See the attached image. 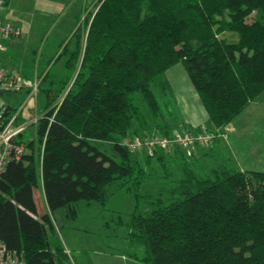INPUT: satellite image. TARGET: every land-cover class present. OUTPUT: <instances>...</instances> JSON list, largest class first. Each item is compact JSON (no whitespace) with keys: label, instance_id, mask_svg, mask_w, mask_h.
Returning <instances> with one entry per match:
<instances>
[{"label":"trees","instance_id":"obj_1","mask_svg":"<svg viewBox=\"0 0 264 264\" xmlns=\"http://www.w3.org/2000/svg\"><path fill=\"white\" fill-rule=\"evenodd\" d=\"M85 23L55 60L63 57L71 74L42 76L35 134L15 138L25 151L0 176V241L25 264H72L51 239L58 208L75 215L80 199L104 202V187L117 180L133 179L138 189L147 174L138 160L155 155L165 172V155L185 154L178 147L136 158L122 142L146 134L133 120L154 124V132L175 130L160 120L152 88H171L170 68L184 66L207 111L202 124L217 131L264 92V0H98ZM182 167L180 175L162 174L156 195L136 193L129 244L140 252L128 255L146 264H264V169L214 166L199 175Z\"/></svg>","mask_w":264,"mask_h":264},{"label":"rangeland","instance_id":"obj_2","mask_svg":"<svg viewBox=\"0 0 264 264\" xmlns=\"http://www.w3.org/2000/svg\"><path fill=\"white\" fill-rule=\"evenodd\" d=\"M97 2L98 0H11L3 11V17L9 19L13 24L21 25V28L19 27L21 33L17 36L19 39L12 48L21 59L26 57L25 62L22 63L27 68L28 74H23L22 71L20 73L34 79L35 77L41 78L48 70L50 71L48 80L52 77L64 78L67 73L71 74V71H68L64 66L63 57L55 61L56 57L71 39L79 24L85 33V19L95 11ZM74 41L73 37L70 43L73 44ZM34 50L36 51L34 59H37V62L30 57ZM66 57L64 56V59ZM51 58L53 59L51 60ZM152 88L162 107L160 120L169 123L173 129L180 128L183 109L179 99L176 98V93L171 88L166 89L167 91L161 89V86L156 85V82H153ZM41 96L42 94L38 90L36 102L34 99L27 100L30 110L35 108L38 113L41 112ZM138 97L136 103L145 110L141 96ZM26 98L27 93L23 89L18 92L0 90V103L3 100L5 103L20 107ZM244 115L250 125L254 121L253 113L247 110ZM259 121L263 122L264 119H259ZM152 125L155 128L154 124H148L145 127L139 125L136 120L132 122V128L142 129L146 134L154 132ZM259 129L264 131V126ZM35 130L33 123L29 124L26 137L28 139L33 137ZM224 137L223 139L228 141V135L226 134ZM226 140L218 141L211 149H201L205 153L196 154L193 153V148H188L185 149L183 155H165L163 159L167 166L165 172L173 171L175 175H180L183 170L182 166L185 165L199 175L211 174V169L214 166H224V162H231V160H227L232 154ZM262 147L264 148V144ZM144 152L135 151L132 155L141 158L144 156ZM257 155L255 153L256 157ZM153 157L150 163L145 162L144 159L139 162L137 159L138 163L142 164L147 171L140 188L137 189L133 179H129L125 185L120 184L121 180L113 181L103 189L104 202L100 200L89 202L86 199H80L75 204L77 210L75 215L69 211L68 207L58 208L54 212L55 233L52 234L51 239L54 244L58 241L63 243L70 253V263L146 264L128 255V251H139L129 244V223L137 203L136 193L140 192L142 195L150 193L151 196H154L157 194V189L163 184L164 168L157 161L155 155ZM241 161L242 157L238 162ZM218 162L222 163L217 164ZM261 168L264 169V167ZM35 198L39 213L42 214L46 211V202L41 186L35 188ZM142 199L139 200L140 206L143 202ZM64 264H69V262Z\"/></svg>","mask_w":264,"mask_h":264},{"label":"built area","instance_id":"obj_3","mask_svg":"<svg viewBox=\"0 0 264 264\" xmlns=\"http://www.w3.org/2000/svg\"><path fill=\"white\" fill-rule=\"evenodd\" d=\"M8 0H0V13ZM21 33L20 28L10 21L0 17V52L7 48L6 42ZM41 78H28L20 71L8 69L0 58V90L22 91L27 93L26 100L10 111L6 103H0V176L6 163L11 158H20L25 151V142L17 143L15 138L26 131L29 124L35 123L40 117L35 108L27 106L28 99L37 100L38 86ZM35 107V106H34ZM223 131L202 124L199 128H180L173 130L170 134L153 132L151 134H135L123 139L131 151H145L153 154L156 151L173 150L178 147L193 148L195 146H209L215 137L224 136ZM0 264H25L23 257L0 241Z\"/></svg>","mask_w":264,"mask_h":264},{"label":"crops","instance_id":"obj_4","mask_svg":"<svg viewBox=\"0 0 264 264\" xmlns=\"http://www.w3.org/2000/svg\"><path fill=\"white\" fill-rule=\"evenodd\" d=\"M10 2L11 0L7 1L4 9L0 13V17L3 20L10 21L3 17V11L7 8ZM15 25L21 28L19 23H16ZM18 39L19 37H15L6 42L7 48L0 52V58L8 69L22 71L23 74H28V70H26L27 68H25L22 63L23 61L25 62L26 57L21 59L15 54L14 50H12L13 46L17 44ZM35 54L36 51L34 50V52L30 54V57L33 61L37 62V59H34ZM166 76L172 91L176 93V98L179 99L181 108L183 109L182 123L190 126L206 123L207 111L193 87L184 66L182 64L175 65L167 71ZM247 110H249L250 113H253L254 116V121L250 125L247 122V117L244 115ZM259 119H264V92L253 100L224 129H222V131L225 132L224 136L226 134L228 135V141L223 139L225 138L224 136H220L210 146L193 147V153H205L201 149H211L218 141L226 140L228 148H230L232 154L227 160H231L233 163L227 161L224 162V166L227 165L240 170L263 169L261 167H264V148L262 147V144H264V131L259 128L264 126V121L260 122ZM255 153L258 154L257 157L255 156ZM241 157L242 161L238 162ZM221 163L218 162L217 164Z\"/></svg>","mask_w":264,"mask_h":264}]
</instances>
